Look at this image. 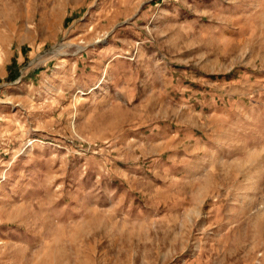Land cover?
I'll use <instances>...</instances> for the list:
<instances>
[{
  "label": "rangeland",
  "instance_id": "rangeland-1",
  "mask_svg": "<svg viewBox=\"0 0 264 264\" xmlns=\"http://www.w3.org/2000/svg\"><path fill=\"white\" fill-rule=\"evenodd\" d=\"M0 264H264V0H0Z\"/></svg>",
  "mask_w": 264,
  "mask_h": 264
}]
</instances>
